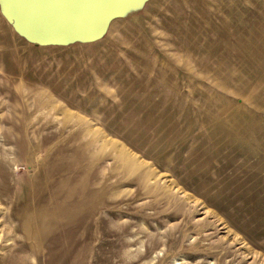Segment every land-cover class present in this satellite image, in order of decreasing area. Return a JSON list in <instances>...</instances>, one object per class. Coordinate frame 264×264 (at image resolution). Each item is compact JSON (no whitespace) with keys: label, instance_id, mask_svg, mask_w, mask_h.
Here are the masks:
<instances>
[{"label":"rangeland","instance_id":"obj_1","mask_svg":"<svg viewBox=\"0 0 264 264\" xmlns=\"http://www.w3.org/2000/svg\"><path fill=\"white\" fill-rule=\"evenodd\" d=\"M131 1L0 0V264H264V0Z\"/></svg>","mask_w":264,"mask_h":264},{"label":"water","instance_id":"obj_2","mask_svg":"<svg viewBox=\"0 0 264 264\" xmlns=\"http://www.w3.org/2000/svg\"><path fill=\"white\" fill-rule=\"evenodd\" d=\"M134 1H136V0L131 1V3L134 2Z\"/></svg>","mask_w":264,"mask_h":264},{"label":"bare ground","instance_id":"obj_3","mask_svg":"<svg viewBox=\"0 0 264 264\" xmlns=\"http://www.w3.org/2000/svg\"><path fill=\"white\" fill-rule=\"evenodd\" d=\"M15 13H16V10H15Z\"/></svg>","mask_w":264,"mask_h":264}]
</instances>
